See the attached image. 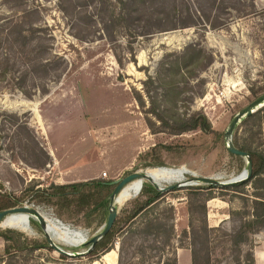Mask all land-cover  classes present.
Wrapping results in <instances>:
<instances>
[{
  "label": "rangeland",
  "instance_id": "obj_1",
  "mask_svg": "<svg viewBox=\"0 0 264 264\" xmlns=\"http://www.w3.org/2000/svg\"><path fill=\"white\" fill-rule=\"evenodd\" d=\"M262 95L264 0H0V193L39 209L59 234L78 240L54 238L60 246L84 252L89 246L80 243L102 230L110 205L90 215L49 201L46 187L156 167L179 176L159 187L194 177L229 181L247 163L228 150L225 133ZM201 115L211 132L192 128ZM243 120L233 140L264 149V118ZM210 185L161 190L158 202L116 233L117 264H175L179 248L205 238L212 264L242 259L229 237L251 192ZM141 186L156 187L130 183L120 205L135 198L117 207L115 223ZM207 223L218 228L206 234ZM0 233L51 248L17 252L7 264H106L103 254L58 253L37 219L9 215ZM252 240L264 251V228Z\"/></svg>",
  "mask_w": 264,
  "mask_h": 264
},
{
  "label": "trees",
  "instance_id": "obj_2",
  "mask_svg": "<svg viewBox=\"0 0 264 264\" xmlns=\"http://www.w3.org/2000/svg\"><path fill=\"white\" fill-rule=\"evenodd\" d=\"M262 114H264V106L257 110L255 113H252L247 116L243 121L245 123L248 119L257 116L258 120L261 121L264 118V116H261ZM192 125V128L201 127V129H203V131L205 132L212 131V125L205 115H201L200 121L196 120ZM187 129L189 128H185V130ZM261 129L264 128L261 127ZM234 143L237 147L247 151L250 154L253 161V172L248 180L235 184H230L222 188H234V190L236 188H242L246 191H250L252 197H248L251 199V205H244L245 211L242 213L243 218L241 220V226L238 230H235L233 231V233L230 234L229 247L232 249L237 248L238 251L241 254L243 253L244 255L242 259H236L234 261V264H256L255 248L252 247L251 242L253 241V236L256 233L262 231L264 228V149L253 147L250 144H240L238 137L236 136L234 138ZM112 181L113 180H105L98 177L81 182H71L66 184L51 183L44 190V196L49 201L56 198L58 200V203L64 202L68 205L76 204L80 208H88L87 213L91 215L102 207L109 206L111 193L107 190L111 187ZM209 187L213 188L214 186L210 185ZM95 188H98L97 192L94 191ZM188 188L198 190L201 187L190 186ZM163 194L164 193L158 190L156 187H152L148 190L147 188H144L140 196L134 201L132 208L124 209V214L126 215L122 219V221L118 223L116 222L112 230L96 243L90 255L99 257L101 254H103L104 256V254L113 250V242L116 233L125 228L127 225H129L131 221L137 218L144 211L152 207L156 202H158V200L163 196ZM96 197L97 200H94ZM134 198L135 197H133L131 194L127 199L123 201L120 206L127 204ZM212 198L214 197L208 198L205 202L204 208L206 214L208 213V200ZM18 204L19 203L16 201L14 202L12 200H5L4 195L0 193V211L7 208L15 207ZM247 208L249 209L247 210ZM23 217L28 220H31L29 217ZM56 222H58L57 219ZM58 223L62 224L60 222ZM191 224L190 226H192ZM63 225L71 227L66 223ZM165 226L164 232H167L168 229ZM172 228H174V226H172ZM216 228L218 227H210L207 223V226L203 230L207 234L208 231L216 230ZM191 232L195 233V231L193 230H191ZM0 236L6 241L5 255L8 256V259L9 256L16 254L20 251L29 249L36 250L42 247L49 248V246H39L28 242H21L20 237L15 233H0ZM209 241V238H205L204 241L192 240L189 246L192 252V264H212V255L214 254H212V251L209 249ZM175 264H178L177 256Z\"/></svg>",
  "mask_w": 264,
  "mask_h": 264
},
{
  "label": "water",
  "instance_id": "obj_3",
  "mask_svg": "<svg viewBox=\"0 0 264 264\" xmlns=\"http://www.w3.org/2000/svg\"><path fill=\"white\" fill-rule=\"evenodd\" d=\"M263 106H264V95L255 99L253 102L248 104L245 108H243L236 116H234V118L231 120L230 125H229V127L225 133V138H226L228 150L231 153L242 156L246 159V163H247L246 168L242 171V173L240 175H238L237 177H235L229 181H219L218 179L213 178V177H194L192 179L181 180L179 182L169 184L165 187H159L158 182L152 181L154 183V185L160 191L161 190L163 191V190L175 189L178 187H185V186L192 185V184H198L200 182L211 184V185H222V186L224 185L225 186V185L235 184V183H239V182H243V181L248 180L250 178V176L252 175V172H253V161H252L250 154L247 151L242 150L235 145L234 140H233V134H234L235 128L238 126V124L243 119H245L250 114L255 113L257 110H259ZM146 176H148L146 171H134V172L126 175L123 178L115 179L111 182V184L115 185V188L112 191V193L110 194V201H109L110 211L108 214V218H107L106 223L104 224L101 231H99L97 234L92 236L90 239H87L85 242L82 243L84 245L89 246L88 249L84 252L70 253L68 250H66L62 246H60L55 241V239L47 233V231L45 229L46 222H45L44 216H43L42 212L35 207H29L28 205H23V206H15V207H11V208L1 210L0 211V222L2 220H4L8 216V214H10V213H13L16 211L31 210L37 214V216H38L37 220H38L40 226L46 232L49 245L54 250H56L58 253H60L64 256H73V257L85 255V254H91L96 243L101 238H103L105 235H107L112 230V228L115 224V221H116V218L118 215V208L116 206V202H117L118 197H119L120 193L122 192V190L128 185V183H130L134 179L142 178V177H146ZM57 220L62 222V220H60L59 218H57Z\"/></svg>",
  "mask_w": 264,
  "mask_h": 264
},
{
  "label": "bare ground",
  "instance_id": "obj_4",
  "mask_svg": "<svg viewBox=\"0 0 264 264\" xmlns=\"http://www.w3.org/2000/svg\"><path fill=\"white\" fill-rule=\"evenodd\" d=\"M167 167V166H165ZM171 168V167H170ZM147 174L148 176L146 177H142V178H137V179H134L133 181H131L130 183L134 182V181H137V180H143V179H146V180H152V181H155V182H158V184H161V183H168V182H171V181H174V180H178V177L177 174H174L172 172V170H169V169H164V168H155V169H148L147 170ZM186 179V178H185ZM183 179V180H185ZM181 181V180H180ZM179 182V181H177ZM128 183V185L130 184ZM176 183V182H175ZM173 184V183H172ZM127 185V186H128ZM126 186V187H127ZM125 187V188H126ZM124 188V189H125ZM141 188H143L141 186ZM123 189V190H124ZM123 190L122 192L120 193V195H122L123 193ZM120 195L118 197V200L116 202V206L117 207H120V201H119V198H120ZM31 207V206H30ZM9 215H20V216H26V217H29L31 220L33 219H38V216L35 212L31 211V210H24V211H16V212H13V213H10L8 214ZM7 218V217H6ZM5 218V219H6ZM4 219V220H5ZM45 219V218H44ZM57 219V218H56ZM4 220H2L0 223H2ZM58 222L62 223V224H65L64 222H61L59 220H57ZM45 229L47 231V233L52 236L53 238L57 239L58 241L60 242H64L66 244H69V245H75L78 243V240H76L75 238H72V237H68V236H65L63 234H59L57 232V229L53 226H51L47 220L45 219ZM70 226V225H69ZM32 232V231H31ZM33 233V232H32ZM87 239L83 240L80 244H82L83 242H85ZM78 244V245H80ZM77 245V246H78ZM70 253H74V252H71L69 251ZM117 250L116 249H113L111 250L110 252L106 253L105 255V260L108 261V264H116V257H117ZM258 259H259V263L258 264H264V261H263V258H262V253H259L258 255Z\"/></svg>",
  "mask_w": 264,
  "mask_h": 264
},
{
  "label": "crops",
  "instance_id": "obj_5",
  "mask_svg": "<svg viewBox=\"0 0 264 264\" xmlns=\"http://www.w3.org/2000/svg\"><path fill=\"white\" fill-rule=\"evenodd\" d=\"M94 178H98V177H94ZM71 182V181H69ZM67 182V183H69ZM225 219H220L217 222H215L214 225H219L222 221H224ZM209 222H211L210 218L208 219ZM216 221V220H214ZM26 231H32L34 233V231L32 230V228H28L25 227L24 228ZM5 247H6V241L0 236V264H6L7 260H8V256L5 255ZM259 253H262V258L264 261V251H258L257 249L255 250V256H256V264L259 263V259H258V255ZM105 256H103V259L105 260ZM117 259H118V253H117V257H116V264H117ZM106 264H108V261L105 260ZM178 264H192V252L190 248L184 247V249H178Z\"/></svg>",
  "mask_w": 264,
  "mask_h": 264
},
{
  "label": "built area",
  "instance_id": "obj_6",
  "mask_svg": "<svg viewBox=\"0 0 264 264\" xmlns=\"http://www.w3.org/2000/svg\"><path fill=\"white\" fill-rule=\"evenodd\" d=\"M103 175H104V176H106V175H107V173H106V172H103Z\"/></svg>",
  "mask_w": 264,
  "mask_h": 264
}]
</instances>
